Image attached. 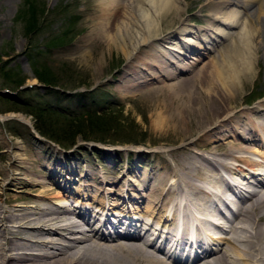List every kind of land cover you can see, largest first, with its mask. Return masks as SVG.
Returning a JSON list of instances; mask_svg holds the SVG:
<instances>
[{
    "label": "bare ground",
    "instance_id": "1",
    "mask_svg": "<svg viewBox=\"0 0 264 264\" xmlns=\"http://www.w3.org/2000/svg\"><path fill=\"white\" fill-rule=\"evenodd\" d=\"M108 1L114 3L112 11L94 25L96 40L91 45L105 41L108 49L119 50L128 59L125 80L141 78L138 87L146 95L160 91V86L151 88L154 86L150 81L162 84V131L179 132L182 140L195 137L182 143L180 162L170 169L163 167L162 173L153 177L79 174L66 167L64 176L78 178V186L82 185L77 195L82 191L100 210L124 213L121 197L129 193L131 212L148 218L135 223L116 217L113 225H108L105 217L100 218L99 210L85 211L80 201L74 207L58 202L68 194L49 186L50 178L59 179L56 169L40 155L23 158L14 153L15 143L0 137L7 159L0 182L5 180L2 184L13 190L25 182L34 190L22 204L9 193L15 203L5 208L0 199V264H264V101L252 111L232 105L234 96L252 76L257 54L261 52L264 57V24L258 17L259 13L264 16V0H246L243 13L222 9L242 5L244 0H207L203 8H219L208 14L213 24L196 30L179 24L163 37L162 22L172 14L180 16V0L99 2ZM255 1L261 3L251 14L248 8ZM104 10L106 7L101 8ZM251 16H256L254 28ZM241 19V28L234 37L232 29ZM229 39L228 48L213 56L216 75L205 77L202 72L180 76L200 62L194 55L215 51L218 44ZM64 157L59 164H65ZM38 167L48 174H38ZM239 176L246 177L251 185L241 186V181L235 185L233 180ZM101 182H121L127 187L102 188ZM252 184L255 189L250 188ZM217 200L225 212L234 209L232 218L214 208ZM189 226L190 238L186 237ZM210 226L219 234L207 239L203 233L211 234ZM118 227L125 232L119 234ZM165 228L171 230L164 235ZM142 232L153 240L142 238ZM185 238H189L190 245L194 242V250L186 247L190 245ZM164 241L170 245L168 250L161 246Z\"/></svg>",
    "mask_w": 264,
    "mask_h": 264
},
{
    "label": "rangeland",
    "instance_id": "2",
    "mask_svg": "<svg viewBox=\"0 0 264 264\" xmlns=\"http://www.w3.org/2000/svg\"><path fill=\"white\" fill-rule=\"evenodd\" d=\"M99 1L0 0V90L14 93L0 94V137L7 143H15L14 153L20 154L23 158L40 155L51 166L50 168L56 169L60 174V180L57 177L50 178L52 184L49 186L55 191L61 189V193L68 194V197L58 202L74 207L80 201L79 205L84 207L85 211L99 210L102 215L100 217H104V212L97 208V203H94L89 196H85L82 191L77 195L78 187L82 188V185L78 186L80 184L78 178L72 180L68 178V174L67 177L64 176L66 167L76 169L79 174L93 172L115 177L124 173L130 179L142 174L153 177L161 174L163 167L170 169L169 167L174 166L175 162H180L182 159L179 152L183 150L182 143L191 141L195 135L182 140L179 132L162 131V84L155 83V80L150 81L151 86H154L151 88L160 86L157 88L160 91L154 96L146 95V92L140 91L138 87L141 78L130 82L125 80L123 73L126 71L128 59L119 50L108 49V43L105 41L91 45L96 40L92 30L94 25L101 22L106 12L111 13L114 5L109 1ZM245 1L242 5H228L222 9V12L238 10L243 13V8L246 7ZM179 2L182 12L180 16L172 14L165 17L160 28L162 37L176 30L179 24L196 30L203 26L209 27L215 22L211 21L208 14L212 15L211 13L219 8H203L207 0ZM259 3L261 2H253L248 11L252 14ZM102 7H106L104 13L101 11ZM261 15L258 14L259 20L264 24V16ZM107 17L108 15L105 18ZM120 18L122 16H119ZM250 19L254 22L251 25L254 28L257 25L256 16H251ZM242 22L241 19L240 24L232 29L234 37L237 36ZM230 40L218 44L215 51L208 53L200 51L194 55L200 62L192 66L193 70L183 71L180 76L191 77L202 72L205 77L216 75L213 73L216 68L212 65L213 56L228 48ZM98 60L100 63H97ZM223 62L227 61L223 60ZM256 62L253 65L251 78L232 99V105L239 109L252 111L264 101V57L261 52L257 54ZM36 74L44 76V81L55 84L53 89L45 85L48 82H41L43 79L39 80ZM34 83L40 84V87L35 85L28 87L29 84ZM252 96L257 97V100L248 104ZM23 103L55 106V109L59 111L61 109L63 114L66 110L77 114L83 109H97L106 113L101 114L103 117L100 120L90 123L67 121L61 116L42 119L44 121L41 122L47 121L45 124L47 128L43 130L44 133L46 132L44 137L34 130L36 124L40 126V121L36 122L32 115L22 112L27 110ZM47 136L52 139H48ZM82 137L85 139L102 137L108 142H128L123 146H140L152 151L129 153L125 149L117 152L110 148L102 151L101 148L106 147L99 143L88 145L79 141L81 147L64 152L55 144L58 142L66 146L73 139ZM4 150L5 147L0 145V178L3 176L5 170L3 168L6 167L7 162L6 154L2 153ZM63 157L65 164H59V159ZM253 157L256 158L255 155ZM35 170L38 174H48L39 167ZM235 181L238 183L241 181L242 184H239L242 186L250 184L243 176L242 178L239 176ZM3 182L5 180L0 182L2 195L0 199L5 208L15 203L14 198L8 196H17L16 203L22 204L21 201L27 199L28 193L34 191L25 182L22 187L14 190L7 188L2 184ZM252 185L253 187L250 188L255 189V184ZM100 186L120 190L126 188L127 184L122 186L121 182L115 184L101 182ZM63 188L66 190L63 191ZM128 199L129 193L121 197L124 210H127V207L133 208V204ZM107 202L109 201L105 200V203ZM119 211L117 213L113 210V214L106 211V214H109V219H115L120 216L121 211ZM135 215L139 216L137 213ZM210 228L212 233L218 232L212 226ZM104 233L107 234L108 230L104 229ZM222 235L224 236L225 233Z\"/></svg>",
    "mask_w": 264,
    "mask_h": 264
},
{
    "label": "trees",
    "instance_id": "3",
    "mask_svg": "<svg viewBox=\"0 0 264 264\" xmlns=\"http://www.w3.org/2000/svg\"><path fill=\"white\" fill-rule=\"evenodd\" d=\"M36 75L38 76L39 80L43 79L41 82H44V83L48 82L46 80L44 81V79H45L44 76H39L38 74H36ZM48 84H52V83L48 82ZM22 105H25L24 107H26L27 110H24V111L20 110V111L25 112V113H29L30 115H32L35 118L36 122H38V120H39L42 125L40 124V126H39V124H36L35 128L40 134L45 135V136H46V132L44 133L43 130L47 128V127H45V124L47 121L45 123L41 122L42 119L47 120L48 118L52 119L54 116H55V118H56V116H61V117L65 118L67 121H72V122L82 121V122L90 123L92 121L100 120L103 117L101 114L106 113V111L97 112L96 110H87V111L84 110V112H82L78 115L77 114L76 115H69L68 113L63 114V112H61L59 110L40 106L39 104L23 103ZM13 110H16V109H13ZM42 121H44V120H42ZM48 138H50V137H48ZM96 138H98V140H101V141H106L102 137H96ZM75 140L73 139L72 142L69 144L74 143Z\"/></svg>",
    "mask_w": 264,
    "mask_h": 264
}]
</instances>
